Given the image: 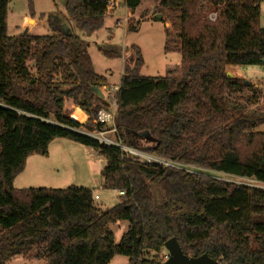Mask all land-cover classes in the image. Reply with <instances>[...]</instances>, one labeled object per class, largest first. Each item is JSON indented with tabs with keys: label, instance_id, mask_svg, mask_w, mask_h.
Listing matches in <instances>:
<instances>
[{
	"label": "trees",
	"instance_id": "16d2710c",
	"mask_svg": "<svg viewBox=\"0 0 264 264\" xmlns=\"http://www.w3.org/2000/svg\"><path fill=\"white\" fill-rule=\"evenodd\" d=\"M10 0H0V264L32 253L45 264H161L146 253L176 237L186 255L230 264H264V189L122 156L75 128L100 129L108 108L106 77L95 72L88 44L53 24L52 33H8ZM35 14L33 0H26ZM65 16L93 33L104 24L108 0H64ZM141 0H124L135 9ZM264 0H162L179 10L181 64L177 76L140 74L143 57L129 49L116 91L115 123L122 141L169 160L264 182V116L230 107L229 67L264 66ZM205 5L217 12L213 21ZM135 30V29H132ZM117 55L112 51H104ZM257 89V88H256ZM254 99L257 96L254 95ZM251 102V98L248 99ZM74 108L87 115L85 123ZM59 137L97 150L106 159L103 187L124 191L107 210L90 187L14 185L33 154L47 156ZM129 226L115 243L110 224Z\"/></svg>",
	"mask_w": 264,
	"mask_h": 264
},
{
	"label": "rangeland",
	"instance_id": "374dc122",
	"mask_svg": "<svg viewBox=\"0 0 264 264\" xmlns=\"http://www.w3.org/2000/svg\"><path fill=\"white\" fill-rule=\"evenodd\" d=\"M161 1L141 0L135 9H130L125 5L124 0H121L112 12L106 13L103 26L93 33H88L74 21L66 18L63 13L65 11L64 0H33L35 12L33 16L29 12L26 0H10L7 18L8 33L19 35L26 30L38 35L52 33L53 24L59 25L58 23L62 21L60 16L63 14V17L68 20V25L64 27L65 30L87 42V52L92 59L94 70L108 79L109 84L106 87L111 90L112 86L120 84L126 65L132 62L133 52L129 48L133 45L139 48L143 57L141 75L163 76L168 72L174 76L179 74L181 64L180 12L177 9L163 10ZM212 10L210 6L205 5L201 13L209 14ZM260 13V23L264 26V2L260 4ZM157 14H162V17L155 18ZM104 51H112L117 55H109ZM240 68L238 66L229 67L228 72L232 74V78L245 81L250 70L264 75V66L242 65ZM251 80L249 82L252 85L251 91L241 86L230 87L228 104L230 107L239 106L244 112H256L264 116V78L255 76ZM101 89L103 92L106 91L104 86ZM253 94L257 96L256 100ZM250 98L251 102L248 100ZM75 109L77 108H74L73 113L84 121L85 114L79 109L75 112ZM76 129H82V127ZM258 130L264 131V124L260 125ZM105 165V157L93 147L59 137L50 143L47 156L40 154L30 156L24 171L16 176L14 185L17 188L67 187L72 184L90 187L94 192L96 206L101 210H107L120 202V195L117 190L106 189L102 186L101 172ZM183 167L193 171L196 169L192 166L183 165ZM209 174L241 182L240 178L228 174L213 171ZM244 182L247 186L264 189L262 183L249 179ZM128 226L129 222L126 220L110 224L115 243H119ZM146 256L166 259L168 250L165 248L158 253L149 251ZM128 263L129 258L119 254L115 255L109 264ZM7 264H28V260L16 255Z\"/></svg>",
	"mask_w": 264,
	"mask_h": 264
},
{
	"label": "built area",
	"instance_id": "2783aa9c",
	"mask_svg": "<svg viewBox=\"0 0 264 264\" xmlns=\"http://www.w3.org/2000/svg\"><path fill=\"white\" fill-rule=\"evenodd\" d=\"M120 1L121 0H108L107 1V12H112L115 9V7L118 6ZM209 18L214 21L217 18V12H211L209 14ZM104 87L106 89L105 92H103L102 89H100V90L103 94L102 97H106L109 99L108 100L109 106H108V108L101 109L97 115V122L101 125V128L90 131V130H87L86 128L82 127V129H76L75 128L74 129L75 131H77L81 134H84L86 136H89L91 138H94L95 140H97L101 144L117 147L121 150L122 156L130 158V159L135 160V161H139V162L147 163V164H158L161 166H171V167H176L179 169H184V170L190 171V172L202 173V174L212 176L211 174H209V172L212 170H207V169H204V168H201L198 166L188 165V164H184V163H181L178 161L169 160L165 157H161V156H158L154 153H149V152L140 150L136 147L125 144L122 141V139L118 133L116 123H115L116 108H117L116 91H117L118 87H113L112 88L113 90L111 89L112 91L109 90V88H107L106 86H104ZM183 165L196 167V169H195V171L189 170V169H186L185 167H183ZM213 172H217V171H213ZM217 173H223V172H217ZM224 174H227V173H224ZM228 175H231V174H228ZM231 176L240 178L241 182L229 180V181H233V182H236L239 184L246 185L244 180H248V179L264 184V182L259 181V180L254 179V178L240 177V176H235V175H231ZM212 177H216V176H212ZM216 178H218V177H216ZM220 179H223V178H220ZM224 180H227V179H224ZM119 194H124V191H119Z\"/></svg>",
	"mask_w": 264,
	"mask_h": 264
},
{
	"label": "water",
	"instance_id": "95a60500",
	"mask_svg": "<svg viewBox=\"0 0 264 264\" xmlns=\"http://www.w3.org/2000/svg\"><path fill=\"white\" fill-rule=\"evenodd\" d=\"M63 16H60V19L62 20V24H59L63 32L67 33L65 30V25H68L67 19H65ZM162 14H157L155 18H161ZM64 28V29H63ZM227 76L229 78H232V74L230 72H227ZM97 93L100 96H103L101 90L97 91ZM165 248L168 250V257L165 261H163L161 264H230V263H221L213 258H211L208 254H202L197 257L186 255L177 238L171 237L168 239L165 243Z\"/></svg>",
	"mask_w": 264,
	"mask_h": 264
},
{
	"label": "crops",
	"instance_id": "0c3cea01",
	"mask_svg": "<svg viewBox=\"0 0 264 264\" xmlns=\"http://www.w3.org/2000/svg\"><path fill=\"white\" fill-rule=\"evenodd\" d=\"M65 14V11L63 12ZM261 14V13H260ZM61 16H63V14H61ZM66 19V18H65ZM68 21V20H67ZM58 24H62V21H60ZM68 33V32H67ZM240 68V66H238ZM241 69V68H240ZM242 71V70H241ZM243 72V71H242ZM244 73V72H243ZM247 74V73H246ZM260 77V78H264V75H259V73L255 70H250L249 73L247 74V79H245V83H249L252 77ZM108 80V79H107ZM252 81V80H251ZM109 84V82H108ZM251 85V84H250ZM112 86V85H111ZM119 85H114L112 87H118ZM252 86V85H251ZM77 109H75L76 112ZM83 112V111H82ZM84 113V112H83ZM85 114V113H84ZM85 119L83 122L81 123H85L86 119H87V115L85 114ZM55 140V139H54ZM30 157L27 159V163L29 161ZM27 166V164H26ZM16 187V186H15ZM32 187H39V186H32ZM47 187V186H44ZM119 193V192H118ZM120 195V194H119ZM93 197H94V192H93ZM94 202H95V198H94ZM96 205V204H95ZM18 256H22L26 261L28 260V264H45V259L43 258H36L34 255H32V253H27L25 255H18Z\"/></svg>",
	"mask_w": 264,
	"mask_h": 264
}]
</instances>
